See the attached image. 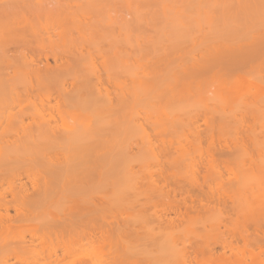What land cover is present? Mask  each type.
Instances as JSON below:
<instances>
[{
  "label": "rangeland",
  "instance_id": "374dc122",
  "mask_svg": "<svg viewBox=\"0 0 264 264\" xmlns=\"http://www.w3.org/2000/svg\"><path fill=\"white\" fill-rule=\"evenodd\" d=\"M21 1L22 0H18L17 4H19ZM25 1H27L28 3V1L30 0ZM31 1L29 2L30 4L28 3L30 6L31 4H33L39 7L42 6L45 1V4L42 7H49L50 5H53V7H57V10L68 9L67 11L69 13V16H67L66 18H69L68 20L65 19V21L57 19L56 17H50L51 19L38 18L36 20V18L32 16V21L30 12H25L23 15L18 14L17 16L12 18L0 17V22H4L3 25L0 23L2 25V27L0 26V46L8 48L10 46V41L14 37L13 32L16 29L22 31L21 29H23L22 27L24 25L31 29L33 28V30H38L37 32H44L48 31L49 29V33H51V31L53 32V34H50L52 36V42L48 43L44 41L40 43L39 46L44 49L80 47L82 53L83 51L86 52L85 50H87L91 61L88 63L87 61H81L80 63L84 66L81 65L82 67L77 66L76 68L73 67L76 70L78 69L76 71L78 75L80 74L81 76H85L88 73V84H93L92 80L96 78L94 76H98L99 81L97 83V87L98 90H100V93L103 92V88H106L108 92L107 95H109L108 97H110V99L114 100L115 95L119 93L122 97L129 100V103L126 102L128 107L125 106L127 109H123L124 111L120 112L117 115L114 113L116 116H113V113L111 112L94 109L92 107L93 92H90L91 90H89L90 88L88 86V111L81 112L75 107H72L71 104H67L65 102L61 103L60 110L64 112V118L63 120H58L56 122L57 126L62 129H67L73 126L79 128L81 126L84 127V123H88V126L90 125L91 127H95L93 135L101 146L109 145L111 143L114 144L116 141H120L123 144H126L134 140H136L140 145L139 148L132 147L133 153L137 156V165H135L136 167L134 166L133 168L134 176H137L138 178V180L137 178L135 180L136 183L134 182L136 185H133V183H130V181H128L127 175H125L127 174V170L124 169L125 167L122 168L123 164L122 166L121 164L118 165V167L116 166L117 169L116 167L115 169H113L112 167V172L114 170L113 173L117 174L116 176H114V174L111 173V169L108 168L110 171L107 172L106 170L107 174L104 173V177L102 178L101 176L102 179L100 178L101 180H99V178H93L89 181L90 183H88V185L91 188L88 187L87 192L88 205L85 202V197L80 196L82 193H80V195L74 194V196V191H72V196H68V193L70 192L67 191V187L73 185L70 184L71 182L69 183V185H67V183L66 185L63 184L67 189L65 188L61 191V193L58 194L56 198L57 201L54 202L56 204L58 202V204H55L56 206H54L53 204L54 208H52V206L50 207L49 203L45 206L46 208L49 205L48 208H44L47 211L43 210V208L41 207L40 209H42L44 212H39L42 215H44L43 213L55 215L61 220H63L64 217L66 219L70 218L72 219L73 224H75L70 227L72 229L68 228V230L70 229L69 232L66 228H64L59 230V232L55 235L42 238L40 243L37 244L38 246H36V252L40 254H46L52 251L60 253L64 249L71 247L75 248L74 253H72L65 259L60 260L58 264H264V260H262L264 259V237H262V234L264 233V166L261 165V163L264 164V151L262 150V148H264V142H262V140L264 141V27H259L261 21H259L260 24L258 23V25L256 26H254V22H252V20L254 19L257 21V17L260 18L258 20H262L264 18V13H262L264 12L262 11L264 10L262 8L264 6H261L264 3L263 0H258L261 3V5L259 4L261 7L257 5V2L248 0V3L252 2L251 5L249 4L250 6L248 5V7H251L249 8L250 14L248 9L244 6L247 5V2L243 4L245 0H232L236 3L239 2V4L241 5L243 4L245 8L243 6L242 8H237L241 10H243L244 8L243 12L246 13L245 11H247V14L243 15V13L241 12L242 16L240 14L239 16H235L237 8H233V10H236H234L235 12L233 16L236 17L237 21L235 20V23H238L236 24L237 27L234 28L232 26L234 28L233 30V28L228 25L229 23L225 24V26L223 27L220 26L219 28L221 30L219 28L216 30V34H219V36H215L214 33L210 35H214L213 38H211L209 35V38L205 36V23H202L204 26L200 25L201 23L198 25V27L203 26L199 28V32L201 31L202 34L197 33L198 30L196 24V26H191L195 22L194 19H196V12L202 11H193L192 13L189 12V8H187V11L189 10L188 12L186 11V9H184L186 8V5L187 7L188 5H191V3H188V1L193 2V0L186 1V4H183L185 3V0L184 2L182 0H177L178 2H180L177 3V5H174V0H171L172 4L171 1L169 2V0H161L162 5H159V7L162 6V12H166L168 7L173 6L174 10L177 11L178 9L179 11L178 7L182 8V6H179L180 4H182L183 11L180 10L182 12H179V14L183 15L182 13L185 11L184 18H187L189 15H191L193 18L192 20H189L191 17H188V19L183 18L184 20H186V22L188 20L189 22L193 21V23H191V25L188 24V27L186 26L184 29H182L184 31L180 30L179 32V30L175 31L176 29H173L174 34L172 33L171 29L173 27L175 28V26L172 25L171 28L169 26V22L168 24L164 25L167 31H164L166 30L165 27L162 26L161 28L163 22L165 23L164 18L166 17L167 13L170 14L171 12L162 13L166 14L164 17V15L162 16L161 12L159 11V7L153 5L152 8V5L149 4L151 3L150 1H148L149 3H147V5H144V2H146L147 0H143L144 2L139 1L143 3V6L148 7H144V9H142V12L145 13L148 10L150 11V9L152 8V12H154L151 13L148 11L146 12L147 14L145 13L146 16L150 18L151 14L156 15L157 13L159 15L160 12V15L162 16L160 17L164 21L159 22L155 26L153 25V28L151 26L149 27L148 25H146L148 27L142 26L137 28L128 23V25H125L124 28L120 26V28L122 29H118V25H120L119 17L123 14L125 16L126 13L129 12L127 5H123L124 3H129V0L128 2H126L127 0H122V2L121 0H58V3L56 2V0ZM130 1L132 2V0ZM156 1L154 2L153 0V3L161 4V2L157 1V3ZM197 1L200 2L199 0ZM213 1L214 0L209 1L211 3L210 5H207V7H211ZM9 2H11V5L13 2L16 3L15 0H0V7H2V4L6 5ZM133 2L130 5L134 4ZM194 3L197 4L195 0ZM231 3L233 4V2ZM253 3H255V8L253 7ZM166 4H168V6ZM138 5L142 6V4L140 3ZM236 5L238 6V4ZM32 6L30 8H32ZM62 6L65 7L63 8ZM165 6H167L166 9ZM194 6L189 7L191 10H194L195 8H197ZM134 7L138 6H136L135 4ZM207 7L205 8L210 10ZM258 7L261 13H259V10L257 11ZM205 8H203L204 10L203 12H201L203 15H201L200 13L199 15H197L202 19L204 18V11H206ZM254 9L256 11H254ZM139 10L140 9H138V11ZM233 10L231 11L233 12ZM67 11H65L66 14ZM74 11H76L75 15L78 16V22H80V25L78 22H76L77 19L75 18H77V16L75 17L73 15ZM169 14L167 16H169ZM248 14L250 16L251 14H254V16L249 17L247 16ZM130 15L132 14L130 13ZM70 16H73V18H71ZM128 16L126 15L125 18H127ZM141 16L145 18L143 14ZM260 16H262L263 18ZM152 18L154 19L153 16ZM240 18L246 19H243V22H241L239 20ZM1 19H3L4 21H2ZM248 19L250 20L248 21ZM184 20H182V22ZM244 20H247L248 24L253 26L246 24L247 22H244ZM27 21L29 22L28 25ZM242 24L244 25V27ZM167 26H169L168 28L171 29H168ZM225 27H227V30L229 32ZM101 28L105 30H102ZM160 28L162 30H160ZM194 28H196V30ZM229 28H231L234 33L229 30ZM28 29L23 30L27 32ZM170 30L172 34H168V32L170 33ZM224 31L228 34L223 36V34H225ZM100 33L103 35V37L100 35ZM220 33L222 34L221 37ZM104 34L106 38L104 37ZM107 34L108 38L106 36ZM167 35L170 36L168 37ZM117 37L119 38L118 40H120V43L117 40ZM220 39L223 43L219 41ZM154 41L157 43L155 44ZM114 42L120 44V48L122 50V52L120 51L121 56L117 55V52L119 51L117 50L116 52L115 48H117L118 45L116 46ZM36 45L37 43L34 42L31 43L27 48L30 50L33 49ZM106 46L109 48V50L104 52V50L107 49ZM214 48L219 51H223L224 49H233L231 51L235 53L237 51V53L235 55H233L232 53L225 59H213V61L212 59H210V56H207V54L209 55V53L212 52V49L213 52H215ZM138 52L142 53V55H139ZM10 54H12L11 51L8 52V55ZM117 56L120 57L117 58ZM50 62L51 64H54L53 61ZM60 63L66 65L65 62ZM70 63H73V61ZM77 63L76 64L79 65V62ZM64 65L63 68H67L69 71L71 70V67H66ZM10 74H13V72H10ZM96 80L94 82H96ZM99 82H102V85H99ZM83 83H77L79 87L77 89L80 90ZM77 85L74 87H77ZM24 88H32L36 91L39 90L37 92L42 97L44 93L53 91V86L47 82L36 83L31 69H22L17 72L16 78L12 82V85L8 87L9 90H7L5 93L4 91H0V114L5 111L9 112L12 117L17 118L24 116L34 106L38 107V104L32 97L26 98L24 96H19V98H16L14 96V91H22ZM84 89L85 87H83L82 90ZM135 89L136 92L138 91V95L135 99L132 100L129 96L135 91ZM201 92L205 94L203 95L202 93L201 95ZM200 96L202 100H200ZM203 96H206V98H208V101L205 100V98L203 99ZM215 103H217L216 105L218 108L213 106L215 105ZM250 103H252L253 105H251ZM257 103L260 104H258L259 107H255ZM203 105L206 108H204ZM249 105L254 107H251L252 111L258 108L259 110H257L255 114H259L260 116L258 115L257 118L255 114L251 113V111L249 112V114H253L256 117H250L252 118V120L254 118L256 120L253 122V124L251 123L252 120L248 117L249 114L246 113L248 114V116H246L247 121L246 123L243 122L244 124H242L241 129L243 131H246L248 129L247 131H249V134H246L244 132L247 135L246 136L242 132L243 134L241 133L242 136H240L241 139H238L242 141L240 142L236 140L238 142L237 144L235 141L230 139L231 135L234 132L233 127H235L234 125L236 123L234 124L233 119L231 120L228 116H226V113L227 115H231V112L233 114H238V112H240L242 108L250 107ZM221 108L225 113L224 117H226V122H224L223 120H217L219 118L218 116H216L218 114L217 111L219 109L220 112ZM260 110H263L262 114H260ZM202 111H204L205 114ZM209 113L212 116L209 115ZM131 114L135 118L132 119L133 121L131 120L132 124L131 122H129ZM213 115H215V117ZM114 117H117L119 121V123H117L116 125L111 121L114 119ZM246 118L244 120H246ZM249 119L250 122H248ZM45 120V114H43L41 118L35 119L24 117L23 126L33 128L35 124L44 122ZM105 121L110 123L112 122V124L107 126L101 124V122ZM79 124L80 126L78 127ZM81 124H83L84 126ZM113 125H115L114 128ZM243 125H246L247 127ZM12 128L13 126H11V124H6V122H4L0 126V132L3 131V134H5L6 136H10L12 135ZM249 135L251 137H249ZM252 135L256 136L257 140ZM245 136L248 138L246 139ZM259 137L262 140H259ZM8 139H11V137ZM146 139H149L151 142V145L149 147L145 144ZM258 140L262 143L259 142V144ZM142 141L144 144L142 143ZM252 142H254L253 144H256L257 147L255 145H251ZM168 143L170 144V146H174V148L170 147L171 150L165 152H160L157 149V147H159L161 144L164 145L162 147L166 148V146L169 145ZM246 143L248 147L246 145H243ZM236 144L239 146L237 147ZM258 147L259 149L261 148L262 153L257 149ZM151 154H154L158 160L155 162H150L149 164L147 163L148 165L144 166V163H141L140 160L144 158V156L146 158ZM162 154H164V156ZM259 158L261 160H259ZM182 159L185 160L183 161ZM199 162L200 165L198 164ZM188 163L190 164L188 165ZM185 164L187 166H185ZM237 165L240 166L237 167ZM236 167L238 169H236ZM236 171L237 173H235ZM110 173L114 176V178L113 176L111 177ZM105 174L107 176H105ZM238 174L240 177L238 176ZM162 175H165V179L162 177ZM235 180H241L240 182L243 183L241 184L242 191H240L244 193L242 194L244 198H242L241 194L236 195L234 193V195L241 197L243 200L234 195H231L232 190L234 191V186L239 182L236 181L235 183ZM114 181L118 183L117 186H115L116 183L114 184ZM34 182L36 183V181H33L31 182V185H36ZM61 182L59 183V186L62 185ZM3 184L4 186L0 187V199L3 197L10 199L12 197L10 192H4V188H8L6 187L7 184L4 182ZM37 184L40 185L38 181ZM74 184H76L74 187H77L78 183ZM111 184H114L115 187L113 188V185L111 186ZM130 184L137 187L135 191L133 190L134 192H132V194L130 189H127L131 187ZM244 184L245 187L242 189V185ZM28 185H30V183H28ZM28 185H26L27 189H29ZM179 185L187 189V192L189 194L198 193V189H207L208 191H210L209 195L210 193H212L213 197L210 196V200L208 201L206 199L202 200L205 201L204 203L206 207H198L200 211L197 208L191 209L189 210L190 212L187 211L188 213H186L182 208H184V204H188L190 201L188 198H182L184 196V191L174 192L170 190ZM160 186L162 187L159 188V190L163 189L164 195L162 193H159L162 192L161 190L157 192V189H154ZM78 187H80V185H78ZM135 187L133 188L135 189ZM223 192L228 198L226 197L225 199V197H221L222 199L219 198V202H217L216 199L218 198L215 199V197L219 194L221 196ZM130 194L133 197H130ZM59 196L61 197L62 201H60V198L58 199ZM84 196H86V194ZM233 197L235 198L234 200L232 199ZM129 199H131V202L133 200L132 205L136 200L135 203L137 202L139 206L141 205L140 208H142L143 206L145 209V213L143 212V209H140L138 207L140 209L139 213L137 208L138 205H135V203L134 206L137 209L134 206L131 207V203L129 202L130 204H128ZM244 199H246V201L248 199L249 202H252V204H248L249 206L246 207L247 204L245 203L246 205H243L241 202V200L244 201ZM64 200L67 202H65ZM215 200L217 203L215 202ZM222 200L224 202L223 204ZM235 200L237 201V204H242L244 208L240 207V209H238V205L235 206V204V208L239 210L235 211L236 209L234 210L233 207V203L236 202ZM238 200H240V203L238 202ZM172 204L174 205V207L180 204L179 206L184 217L179 213L177 215L178 217L175 218L176 213L170 211V208L172 209V207H170ZM212 205H214V207ZM55 208L56 210H54ZM236 212H239L240 215L237 216L238 213ZM185 214H187V216ZM149 216H152V218ZM155 217H161L162 219L159 218L161 220L160 221ZM73 218L75 221L73 220ZM236 218L237 220L239 219V222H241L239 225L241 226L242 224V226L239 227L246 229L244 235L249 234L247 235V239L249 238L250 242L247 239L244 242H242L241 239L236 241V239H238L237 233L234 232V229L238 228L237 225L235 226V224L237 223V221H235ZM163 219H167L166 222ZM122 220H125L124 224L127 228L130 223H132V226L130 225L129 227V230H131L130 233L127 228L123 227V229L128 232V235L130 234L129 236L126 235L127 232L125 233V231L122 230L128 238L124 235L123 232H121V230V233H118L119 231L116 229L118 226V222L119 228L122 229ZM256 220L257 222H259L258 220H261L260 222H263V224H259L261 226L259 227V229H256L254 227L255 225L251 226L252 224L257 223ZM128 221L130 223H128ZM167 221L170 225H167L168 227L164 224H167ZM248 221L251 222L247 223V225L246 222ZM115 222L117 223V225L115 224ZM223 222L225 223V226H222ZM113 223L114 225H116L115 228L113 227ZM126 223H128V226L126 225ZM37 224L38 223L33 222L26 223V226L29 225L31 227L29 228V226H27V228H24L25 226H23L22 232L25 235H28V231H30V229L33 227H37ZM133 226H135L134 229ZM131 228L134 230V232ZM165 228H168V232ZM240 228L237 230H241ZM1 232L2 231L0 229V233ZM110 232L113 233L114 237ZM138 232L139 234L144 232L143 236H140L143 238H140L139 235L136 234ZM151 232L153 233L152 235ZM133 234L136 235V238H134L135 235L132 236ZM255 234H257L258 236L261 235L262 238L257 237ZM220 235H222L223 237L227 236V239H229L231 235L233 237L236 235L233 242L237 244H235L237 249L235 247L232 248L233 253L228 256V259H221L216 255L221 249L219 246H214L215 252L213 253L209 251V246L207 247V245H210V247H212L214 245L213 243L218 241ZM254 235L255 237L253 240ZM131 236L133 237L134 242ZM124 237H126L127 239L131 238V240L128 241ZM148 237H153L152 242H148ZM113 238L114 240H111ZM120 239L122 240V244L120 242ZM145 239L147 242L144 241ZM125 240L128 241V243L131 242V245L130 243L127 245V242ZM118 242L119 244L117 245ZM140 242H142L143 244ZM144 242L151 244V246L147 244L148 246H150V248ZM166 242H169V245ZM171 242L172 244H170ZM245 242H248V244H243ZM255 243L257 245H255ZM138 244L142 246L139 245V247ZM204 245H206V247L202 248ZM2 247L4 250H2ZM206 248H208L207 253L205 252ZM8 249L9 246L6 247L4 245H1L0 255L6 252ZM134 249L136 250V252ZM131 250L134 252H130ZM181 252H187V257H181ZM227 254L229 255V251H226V255ZM27 257V254L18 253L16 257L12 259V261H15L16 263H23L29 260ZM226 260L229 262H227Z\"/></svg>",
  "mask_w": 264,
  "mask_h": 264
},
{
  "label": "bare ground",
  "instance_id": "6f19581e",
  "mask_svg": "<svg viewBox=\"0 0 264 264\" xmlns=\"http://www.w3.org/2000/svg\"><path fill=\"white\" fill-rule=\"evenodd\" d=\"M17 1L15 0L16 3L13 2L12 5L10 4L11 2L7 3L6 5L5 4H2V7H0V17L12 18V17L17 16L18 14L23 15L25 12H30L31 19L33 17H35L36 20L38 18L41 19V18H50V17H54L55 18L56 17L57 19H61V20H64L65 21V19L68 20V18H69V17L66 18L67 16H69L68 15L69 13L67 11L68 9L67 10H63V9L60 10L58 8L60 10L59 11V10H57V7H53V5H50L49 6L50 8H53V9H50L48 6L42 7L45 4V1H44V4H42V6H39V7L36 6V5L31 4V6L33 5L32 8H30L31 6L29 5L30 4L29 2L31 0L28 1L29 4L25 0H22L19 4H17ZM133 1L134 0H132V2ZM139 1H143V0H135L133 2L134 4H132V5H130L132 3L130 0H129V3H127V4L124 3L123 4V5H127V8H128V11L129 12H127L126 15L127 16L129 15V16L127 18H125L126 15L125 16H124V14L123 15L120 14L121 16L119 15L120 16L119 17L120 18L119 19V24L120 25H118L119 26L118 29H122V28H120V26L124 28L125 25L126 26L128 25V23L129 24H132L133 26H135L137 28L138 27H142V26L143 27H148V26L149 27L150 26L152 27L153 25L155 26L159 22H163L165 20V23L163 22V25H161V28H162V26L165 27L164 25L168 24V22H169V24H170L169 26L171 28H172V25L175 26V28L173 27L172 29L171 28H168L169 26H167V28L168 29H171L172 30V33H173V29H176L175 31L179 30V32H180V30L184 29L188 24L191 25V23H193V21L192 22H189L187 20V22H186V20H184L186 18V17L184 18V12L185 11L182 13L183 15L179 14V12L181 13L183 11V5L182 4L179 5V6H182V8H180V7L177 6L179 8V11H178V9H177V11L174 10V6L173 5H172L173 7H168L167 8L168 4H166L167 5V6H165V9L167 8L166 12H171L172 13V14L170 13L171 15L169 13H167V15L169 14V16H167L166 14H162V13H166L165 11L162 12L163 11L161 9L162 6L159 7V5H162L161 0L160 1L157 0L158 2H161V4H159L156 0H154V2L156 1L158 4H156V3L154 4L153 3V0H147V1L144 0V1H146V2L143 1L145 3L144 5H147V3H149L148 1H150L151 3H153V4L149 3L150 5H152V8H153V5L156 6V7H159V11L161 12L162 16L164 15V17H165V15H166V17H165L166 19L163 17L164 20H162V18H161L162 16L160 15V12H159V15L155 12L157 16L155 14H153V15L151 14V17L150 18L147 17L146 16V14H147L146 12H148L149 10L145 12L146 14L143 13L142 12L143 11L142 9H144L145 6H143V3L142 2H139ZM170 1L171 0H169V2ZM172 1H171V4H172ZM176 1L177 0H174V2H173L174 5L175 4L177 5V3H180L178 1L177 2ZM182 1L184 2V0H182ZM186 1H188V0H185V3H183V4H186ZM199 1L200 2H198L197 0H195V2H197V4L194 3V0H193V2L192 1H188V3H191V5H188V7L186 5V8H184V9H186V11H187V8H189L190 11L189 10L188 11L189 12H192V13H193V11L202 10V11H199V12H196V13H197V15H199V13L201 15H203L201 13L204 10L203 8L207 7V5H210L211 2H209V1H211V0H199ZM203 1L206 2V3H204ZM234 1H232V0H229V1L228 0H214L213 3L211 4V7H209V6L207 7L210 10H208V9L205 8L206 11H204V18L202 19V18H200V16H197L196 15L195 16L196 19H194L196 23L194 22L193 25H191V26H194L196 24L197 25V30H198L197 33L198 34H202L201 31L199 32V30H200L199 28L203 27L204 26L203 24L205 23V26H206L205 27L206 28L205 29V33H206L205 36H207V37H208V35L210 36V35H212L214 33H215V36H219V34H216V30L220 26L223 27V26H225V24H228V23H229L228 25L231 28H233V27L236 28L237 27L236 24H238V23H235L237 21L235 16H237V15L239 16V14L242 16L241 12L243 13V15L247 14V11H245L246 13L243 12L245 7L248 9L249 14H250V9L249 8H251V7H248V5L249 4L251 5L252 2L251 3L250 2L248 3V0L247 1L245 0L243 2V4H245V2H247L246 3L247 5H244L245 6L244 7L243 4L241 5V4H239L238 1H237L238 3L234 2ZM240 1H242V0H240ZM250 1H252V0H250ZM56 2L58 3V0H56ZM121 2H122V0H121ZM126 2H128V0ZM231 2H233V4ZM253 2H257L258 3L257 4L258 6L261 5V3L258 0H253ZM263 2H264V0H263ZM139 3L142 4V6L138 5ZM228 3L229 4L231 3V4L229 5ZM61 4H62V2H61ZM128 4H129V6H128ZM135 4H136V6H138L140 8L134 7ZM203 4H206V5H203ZM236 4H238V6ZM194 5H197V6H194ZM189 6H194V7H197L198 9L195 8L196 10L195 9L194 10L193 9L191 10ZM242 6L244 7L243 10L239 9V8H242ZM254 6H255V3H253V7ZM261 6H264V3ZM237 7H239V8H237ZM145 8H148V7H145ZM152 8L151 9L149 8L150 9L149 12H151V13L154 12V11L152 12ZM170 8L171 9L173 8V9L171 10ZM233 8H237L236 9L237 11L234 9L236 11L235 16H233L234 15V12H235L233 10ZM262 8L264 9V7H262ZM138 9H140V10L138 11ZM180 10H182V11H180ZM231 10H233V12ZM258 10H259V7L257 8V11ZM65 11H67V14L65 13ZM254 11H256V10L254 9ZM262 11H264V10H262ZM75 12L76 11H74V14L73 15L76 17L77 15H75L76 14ZM132 12L133 13L135 12V13L133 14ZM130 13L132 15H130ZM139 13H142L147 20L144 17L141 16L142 14H139ZM259 13H261V11ZM262 13H264V12H262ZM186 14H188V13H186ZM249 14L247 16H249V17L252 16L253 17L254 14H255V12H254V14H251V16ZM122 16H124V17H122ZM152 16L154 17V19L152 18ZM263 16H264V14H263ZM70 17L73 18V16H70ZM188 17L189 18L191 17L189 20H192L193 19L191 15H189ZM188 17L186 19H188ZM260 17H262V16H260ZM160 18H161L162 21L160 20ZM254 18H256V17H254ZM75 19H77L76 22H78V16ZM243 19H246V18H240L239 20L241 22H243L242 21ZM256 19H257V21L255 19H254L255 21L252 20V22H254L253 23L254 26L258 25V23L260 24L259 21H261V24H260L259 27H261V26L264 27V23H263L264 22V18L262 20H258L260 18L257 17ZM1 20L4 21L3 19H1ZM120 20H122L123 22L120 21ZM182 20H184V21L182 22ZM249 20L250 19H248V21ZM32 21H33V19H32ZM248 21L247 20L246 21L244 20V22H247L246 24H248ZM120 22H122V23H120ZM3 23L4 22H2L1 24L3 25ZM78 23L80 25V22H78ZM1 24H0V26L2 27ZM28 24H29V22L27 21V25ZM122 24H123V26H122ZM199 24L200 25H203V26H199L198 27ZM146 25H148V26H146ZM248 25H250V24H248ZM25 26L26 25H24L22 27L24 30H26V29L29 28L27 26H26L27 27L26 28ZM238 26H240V25H238ZM250 26H253V25H250ZM178 27H180V28H178ZM243 27H244V25H243ZM161 28H160V30H162ZM225 28L227 30V27H225ZM231 28H229V30H231ZM234 28H233V30H234ZM247 28H248V26H247ZM23 29H21L22 31L16 29L13 32V36L14 37L10 41V44H9L10 46L8 48L7 47H4V46L3 47L0 46V91H2V92L4 91V93H5L7 90H9L8 87H10L12 85V82L16 78L17 72H19L22 69H31L32 70V73H33V76L35 78L36 83H46L47 82V83H49V84H51L53 86V91L50 90L51 92L44 93L43 94V97L40 96V94L37 92L39 90L36 91V90H34L32 88H29V89L24 88L22 91H14V96L16 98H19V96L20 97L21 96H24L26 98L27 97H32L34 99V101L38 104V107L34 106L24 116L17 117V118L12 117V115L9 112H5V111L0 114V126L4 122H6V124H11V126H13L12 131H11L12 132L11 133L12 135H10V136L9 135L6 136L5 134H3L4 133L3 131L0 132V151H1V153H0V187L4 186L3 182L6 183L7 185L6 184L5 185L8 188H4V192L5 193L10 192V194L12 195V197L10 199L5 198V197H3V198L0 199V229L2 231L0 233V246L1 245H4L6 247L9 246V249L6 252L3 251L4 253H2L0 255V264H58V262L60 260L65 259L66 257L70 256L72 253H74L75 248H72V247L71 248H67V249L62 250L60 253H57L56 251H52V252H48L46 254H40V253L36 252V246H38L37 244L40 243V241L42 240V238H46L48 236L55 235V234H57L59 232V230L64 229V228H66L68 230V228H70L75 223L73 224V221L70 218L66 219L65 217L64 218L62 217L63 220H61V219L57 218V216H55V215H51L49 213L48 214L47 213H43L44 215H42V214H40V212H44L43 210H45L46 208H48L49 205H50V207L52 206V208H54L53 207V204H54V206H56L58 204V202H57V204L54 203V202L57 201L56 198H57L58 194L61 193V191L66 188V187H64L66 185V183H67V185H69L70 182H71L70 184H73V185H71L70 187H67L68 189L66 188L67 191L70 192V193L67 192L69 194L68 196L69 197L72 196V193H73L72 191H74L73 195L74 194L75 195H80V193H82L80 196L85 197V202L88 205V193L87 192H88V187H90L88 185V183H90L89 181L92 180L93 178H95V179H98L99 178V180H101L104 177V173H106V170H107V172L110 171L109 169H111V173L114 174L113 173L114 170L112 172V167H113V169H115V167L116 166L118 167V165H120V164H121V166L123 164V167L122 168L125 167L124 169L127 170V174H125V175H127L128 181H130V183H133V185H134L136 183L135 180H136L137 176L136 177L134 176V172H133L134 170H133V168H134L135 165H137L136 164L137 156H136V154L133 153L132 147L139 148L140 145H139V143L136 140H134V141H132L130 143H126V144H123L120 141H116L114 144L111 143L109 145L101 146L100 143L97 142V140L95 139V137L93 135L94 128L95 127H91L90 125L88 126V123L87 124L84 123L85 126L83 124H81L84 127H82V126L79 127L80 126V124H79L78 125L79 128H76L75 126H73V127L67 128V129L66 128L65 129H62L59 126H57L56 122L58 120H63V118H64V112L62 110H60V104L61 103H64L65 102L67 104H71L72 107H75L76 109L80 110L81 112L82 111L83 112L84 111H88V86L90 88L89 90H91L90 92H93V94L91 93L92 94V97H93L92 107L94 109H98V110H102V111L104 110V111L111 112V113H113V116L115 114L117 115L120 112L124 111L125 108H126L125 106H127V103H129V100H127L126 98L122 97L119 93L116 94L115 95V99L112 100V99H110V97H108L109 95H107L108 92H107L106 88H103V87H102L103 88V90H102L103 92L100 93V90H98V87H97L98 86L97 83L99 81V77L98 76H94V77H96V78H94V80H92V76H91V80L93 81V84H88V73L85 76H83V75L81 76L80 74L78 75V73L76 72L78 69L76 70L75 68L77 66H81L82 65L80 62L81 61H85V62L87 61V63H88V62L91 61L90 60V57L88 55L87 50H85L87 53L84 52V51L82 53V50L80 49V47H66L68 49H66V48H63V49H60V48L59 49L58 48L57 49H54V48L44 49L41 46H39V44L42 43V42H44V41L45 42H48V43L52 42L51 41V37L52 36L50 34L51 33L53 34V32L51 30H50L51 33H49V29H48V31H44L45 32L44 33L42 31L37 32L38 30L37 31L36 30H33V28L32 29L29 28L30 30L28 29L27 32L24 31ZM101 29L102 30H105L103 28H101ZM165 29H166V27H165ZM194 29L196 30V28H194ZM242 29H244V28H242ZM245 29H246V27H245ZM171 30H170V33L168 32V34H172L171 33ZM233 30H231V31L233 32ZM164 31H167V29L164 30ZM182 31H184V30H182ZM103 32H101V33H103ZM220 32H222V31H220ZM101 33H100V35L103 37V35ZM105 33H107V32H105ZM203 33H204V30H203ZM226 34H228V33L225 32V34H223V36L226 35ZM106 36L108 38V34ZM167 36L169 37L170 35H167ZM221 36H222V34L220 33V37ZM227 36H229V35H227ZM104 37H105V34H104ZM210 37L213 38L214 35L213 36H210ZM215 38H217V37H215ZM118 39L119 38L117 37V40ZM201 39H202V37H201ZM117 40H115V41H117ZM118 41L120 43V40H118ZM155 41H157V40H155ZM219 41L222 42L221 39ZM224 41H225V39H224ZM34 42H36L37 45L33 49H30L29 50L27 47H29L30 44L31 43H34ZM114 43L116 44V46L118 45L117 48H115L116 49V52H117V50L119 51V52H117V55H120L121 56L120 51L122 52V50L120 48V44H118L117 42H114ZM156 43L157 42H155V44ZM224 43H226V42H224ZM260 43H261V41H260ZM10 47H12V48H10ZM106 48L107 49L104 50V52L109 50V48L107 46H106ZM10 49H12V50H10ZM215 49L216 48H214V51L215 52H213V49H212V52H210L209 55L207 54V56H210V59H212V60L213 59H217V60L225 59L228 56H230L232 53H233V55H235L237 53V51H236V53L233 52V51H231L233 49H230V50L229 49H226V50L224 49L223 51H221V50L219 51L217 49H216L217 50L216 51ZM218 49H220V48H218ZM10 51H11L12 54L8 55V52H10ZM239 51H241V50H239ZM138 54L139 55H142V53H140V52H138ZM120 56H117V58L120 57ZM88 57H89V59H88ZM50 61H53L54 64H51ZM72 61H73V63H70ZM60 62H65L66 65H64V64H62ZM74 62H76V63L79 62V65H77L78 63L76 64ZM119 62H118V64H119ZM73 64H75V65H73ZM63 65L66 66V67L67 66L71 67V70L69 71L67 68L66 69L63 68ZM82 66H84V65H82ZM73 67H75V68H73ZM78 68H80V67H78ZM10 72H13V74H10ZM116 79H118V78H116ZM119 79H120V77H119ZM95 80H96V82H94ZM79 82H82V83L84 82L83 85L85 84L84 86L83 85L81 86V84H80V86L82 87L80 90L77 89V88H79L78 85H77V83H79ZM101 83L99 82V85H102ZM76 85H77V87H74ZM83 87H85L84 90H82ZM139 91H140V89H139ZM137 93H138V91L136 92V89H135V91L129 97L133 100V99H135L137 97V95H138ZM202 93L203 92H201V95H202ZM204 94L205 93H203V95ZM117 95H120V96H117ZM200 98H201V96H200ZM204 98H205V100L208 101V98H206V96H203V99ZM200 100H202V98ZM212 104H211V106H212ZM216 104L217 103H215V105H213V106H215L216 108H218ZM240 104H242V103H240ZM247 104H248V102H247ZM250 104L253 105L252 103H250ZM258 104L259 103H257V105L254 104L255 107H257ZM251 105H249L250 106V107H248L249 109L247 107L242 108L241 110L243 112L240 110V112H238V114H236V113L233 114L232 112L231 113L229 112L231 115H227V113H226V116H228L231 120L233 119L234 124L236 123L234 125L235 127H233L234 128V132L232 134L233 136L231 135L230 139H232L233 141H235L237 144H238L237 141H240L238 139H241L240 136H242L241 135L242 132L243 133L245 132L246 134H249V131H247L248 129L246 131H243L241 129L242 124L246 123V121H247L246 116H248V114H249L250 111H251V113L255 114V112L257 110H259L258 108H256V109H254L255 111L254 110L252 111V108H254V107H252ZM263 105H264V102H263ZM208 106H209V104H208ZM238 107H240V106H238ZM238 107H237V109H238ZM242 107H244V106H242ZM204 108H206V107L204 106ZM213 111H214V109H213ZM221 111H222L223 114L221 113ZM221 111L219 112V109L217 111L218 114L216 116L219 117L217 120H219V121H222L223 120L224 122H226V117H224L225 113L222 110V108H221ZM260 111H261L260 114H262L263 110H260ZM202 112L204 113V111H202ZM208 112H210V111H208ZM239 113H240L241 116L239 115ZM246 113H248V114H246ZM43 114L46 115V120L44 122L35 124V126L33 128H28L27 126H23L24 117L25 118H30V119H35V118H41ZM212 114H214V113H212ZM253 114H249L248 117L250 118V117L254 116ZM209 115H211V114L209 113ZM258 115H256L257 118H258ZM213 116L215 117V115H213ZM133 118H134V116L131 114L130 115V120H129V122H131V124H132V121H133L132 119ZM245 118H246V120H244ZM255 118L253 120H252V118H250L252 120L251 123H253L254 121H256ZM250 119H249L248 122H250ZM259 119H257V120H259ZM113 120H115V121H113ZM113 120H111V121L113 123H115V125L117 123H119L117 117H114ZM219 121H217V122H219ZM112 122L110 123V122H106L105 121V122H101V124L107 126V125L112 124ZM115 125H113V128L115 127ZM243 126H246V125H243ZM238 130H239V133L240 134L238 133ZM250 130H251V128H250ZM245 133H244V135H246ZM254 135H256V134H254ZM254 135H252V136H254ZM10 137H11V139H8ZM249 137H251V136L249 135ZM254 137L256 138V136H254ZM247 138L248 137H246V139ZM258 139L259 140H262V139H260V137ZM263 139H264V135H263ZM256 140H257V138H256ZM259 140H258V143L260 142ZM245 141H247V140H245ZM252 141H253V139H252ZM262 142H264V141L262 140ZM262 142H260V143H262ZM142 143H143V141H142ZM176 143H177V141H176ZM242 143H245V142H242ZM253 143L254 142H252L251 145H255L256 146V144H253ZM145 144L149 147L151 145L150 140L149 139H146L145 140ZM178 144H179V142H178ZM263 144H261V145H263ZM164 145L161 144L159 147H157V149L160 152H165V151L171 150L170 147L171 148H174V146L172 147V145L170 146V144L168 146H166V148L165 147H162ZM243 145H246L247 146V143L246 144H243ZM238 146L239 145H237V147ZM240 146H242V145H240ZM256 147H254V148H256ZM259 147L257 149L261 152V148L259 149ZM262 150L264 151V148H262ZM162 155L164 156V154H162ZM262 156H259V157H262ZM147 157H149V158H147ZM147 157H146L147 158L146 159L145 156H144L145 160H144V158H142L143 160L142 159L140 160L141 163H144V166L148 165L150 162H155V161L158 160L154 154H151L150 156H147ZM259 160H261V159L259 158ZM201 161H202V159H201ZM200 162L198 163L199 165H200ZM189 164L190 163H188V165ZM261 165L264 166V164H262V163H261ZM185 166H187V165L185 164ZM195 166H197V165H195ZM239 166L237 165V167H239ZM117 167H116V169H117ZM237 167H236V169H238ZM233 171H235V170H233ZM237 171L235 173H237ZM106 174H105V176H107ZM112 174H111V177L113 176ZM116 175L117 174H114V176H116ZM101 176H102V178H101ZM114 176H113V178H114ZM164 176L165 175H162L163 178H164ZM166 176H168V175H166ZM238 176H239V174H238ZM137 180H138V178H137ZM33 181H36V183L34 182L36 185H31L32 184L31 182H33ZM37 181H38V183H40V185L37 184ZM236 181L237 180H235L234 182L236 183ZM60 182L62 183V185L63 184H65V185L59 186V183ZM146 182H147V180H146ZM239 182L236 183V185L234 186V191L235 192L231 189L232 190L231 195L233 196L234 193L236 195H240L241 194L242 198H244V196L242 195L244 193L241 192L242 191L241 190V184H243V183H241V182L239 183ZM28 183H30L31 186L28 185ZM74 183H78L77 184V187H74L76 185ZM115 183L116 182L114 181V184ZM114 184H111V186L113 185V188L115 186H117L118 183H116L115 186H114ZM26 185L29 186L28 187L29 189L26 188ZM78 185H80V187H78ZM130 186L131 187L130 188H127V189L128 190L130 189L131 194H132V192H134L137 189V187L132 186V184H130ZM242 186H243L242 187V189H243L245 187V184L242 185ZM133 187H135V189ZM161 187L162 186L156 187L154 189H157L156 190L157 192H159L161 190L162 192H159V193H162L164 195L163 189H160L159 190V188H161ZM70 188H72L74 190H72ZM79 189H81V190H79ZM203 189H205V188H203ZM167 190H166V192H167ZM170 190H172L174 192H183L184 191V196L182 198L183 199L184 198H188L189 201H190L188 204L186 203L187 205L186 204L183 205L184 208H182V209L186 213H188L187 211H189L191 209H197L198 207H202L203 208L205 206V203H204L205 201H202V200L206 199L208 201V200H210V198H209L210 196L213 197L212 196V193H210V195H209V192L210 191H208L207 189L206 190L208 192L206 190L198 189V191H199L198 193L189 194L187 192V189H185L184 187H182V186L179 185V186H176V187H174V188H172ZM78 191H79V193H78ZM243 192H244V190H243ZM65 193H66V191H65ZM65 193H63V194H65ZM85 194H86V196H84ZM131 194H130V197H133ZM217 194H215V195H217ZM236 195H234V196H236ZM221 197L222 198L225 197V199H226L227 196H225L224 192H223V194H221V196H220V194L217 195L215 197V199L218 198V199H216L217 202H219L218 201L219 198L222 199ZM236 197L241 198L239 196H236ZM250 197H251V195H250ZM59 198H60V201H62L60 196L58 197V199ZM232 199L234 200L235 198L233 197ZM129 200H128V204L131 203L130 206L131 207L134 206V203H135L136 200L134 199L135 201H134L133 205H132L133 200H132V202H131V199H129ZM216 200H215V202H216ZM242 200H241V202H242L243 205H246L247 204L246 207H248L250 204H252V202L251 201L249 202L248 199H247V201L249 203L246 201V199H244L245 202L242 201ZM250 200H252V199H250ZM51 202H52V204H51ZM65 202H67V201H65ZM238 202L240 203V200H238ZM223 203L224 202L222 200V204ZM47 204H49V205L45 208V206ZM242 204L239 205V204H237V201L234 202L233 203L234 210L236 209L235 211H239V210H237V208H235V206L238 205V209H240V207H243ZM135 205H138L137 202L135 203ZM172 205L170 206V207H172V209L170 208V211L176 213L175 218L178 217L177 215L179 213H180V215H183V213L181 212L182 210L180 209V206H179L180 204L179 205H176L175 207H174V205L173 206ZM140 206L138 205L137 208L138 207L140 208ZM212 206L214 207V205H212ZM41 207L43 208V210L40 209ZM246 207H245V209H246ZM139 208H138V212H139L140 209H143V212H144L145 209H144L143 206H142V208H140V209ZM54 210H56V208ZM45 211H47V210H45ZM199 211H200V209H199ZM236 213H238L237 216L240 215L239 212H236ZM137 215H139V214H137ZM185 215L187 216V214H185ZM140 216H142V215H140ZM149 217L152 218V216H149ZM183 217H184V215H183ZM145 218H146V216H145ZM147 218H148V216H147ZM159 218L162 219L161 217H159ZM73 220H74V218H73ZM166 220L167 219H165L164 221L166 222ZM218 220H220V219H218ZM235 221H237V223H238L237 224L235 222L236 223L235 226L237 225L238 228L234 229V232L237 233V238H238V239H236V241L239 240V239H241L242 242H244L247 239V237H248L247 235H249V234L244 235V232H246V229L244 228L245 229L244 230L243 228H240L242 226V224H241V226L239 225L241 223V222H239V219L237 220V218H236ZM258 221L260 222L261 220H258ZM29 222L38 223V224H37V227H33V228L30 229V231H28V235H25L22 232V228H23V226H25L24 228H27V226H29V225L26 226V223H29ZM122 222H123L122 229L119 228V222H118V226L116 228L119 231L118 233H121V232L125 231L123 229V227L124 228H127V227H125V224H124L125 220H122ZM126 222H127V220H126ZM249 222H251V221L246 222V224L249 223ZM256 222H257V220H256ZM259 222H257L256 224L255 223L252 224L253 223V221H252V223H251L252 225L251 226H254L255 225L254 227L256 229H259V227H261L260 226L261 223L263 224V222H260V223ZM128 223H130V222L128 221ZM128 223H126V225ZM144 223H146V222H144ZM115 224L117 225L116 222H115ZM164 224L166 226L169 225L168 224V221H167V224L166 223H164ZM113 225H114V223H113ZM116 225H114L113 227L115 228ZM130 225L132 226V223H130ZM130 225L129 226L127 225L128 226L127 230H129ZM223 225L225 226V223L224 222H223L222 226ZM217 226H218V223H217ZM30 227L31 226H29V228ZM243 227H244V225H243ZM134 228H135V226H133V229ZM239 228L241 230L242 229L243 230L242 231L241 230H237ZM70 229H72V228H70ZM70 229L68 230V232L70 231ZM165 229L168 232V230H167L168 228H165ZM111 230H112V228H111ZM120 230H121V232H120ZM126 232L127 231H125V233ZM130 232H131V230H129V233ZM133 232H134V230H133ZM140 232H142V231H140ZM234 232H232V233H234ZM110 233H112V232H110ZM125 233H124V235H125ZM143 233H140L139 234V232H138L136 234L139 235V237H140V236H143ZM147 233H149V232H147ZM152 234L153 233L151 232V235ZM263 234H262V237H264ZM112 235H113V233H112ZM126 235H128V232L126 233ZM134 235L135 234H133L132 236H134ZM148 235H150V234H148ZM255 235L257 237L262 238L261 235L260 236H258L257 234H255ZM255 235L253 236V240H254ZM132 236H131V238L133 239ZM153 236H155V235H153ZM235 236L233 237L231 235L229 237V239H227L228 238L227 236L223 237L222 235H220V238L218 239L217 242L213 243L214 245L212 247H210V245H207V247L209 246V251L213 253V252H215L214 251V246H217V247L219 246L221 249H220V251L216 255L219 258H221V259H228V256H230L231 253H233L232 248L235 247L237 249V247H236L237 244L235 242H233L234 239H235ZM113 237H114V235H113ZM126 237H124V238H126ZM131 238L130 239H127V240L130 241ZM134 238H136V235H135ZM140 238H143V237H140ZM152 238H149L148 239V242L149 243L152 242ZM111 240H114V238L111 239ZM140 240H142V239H140ZM168 240H170V239H168ZM247 240L250 242L249 238ZM121 241L122 240L120 239V242ZM128 241H126L127 242V245L129 243L131 245V242L128 243ZM137 241H138V239H137ZM144 241H146V239ZM133 242H134V239H133ZM146 242H144V243H146ZM173 242H174V240H173ZM140 243H142V242H140ZM149 243H146V245L149 244ZM166 243H168V245H169V242H166ZM118 244H119V242L117 243V245ZM121 244H122V242H121ZM134 244H136V243H134ZM170 244H172V242ZM243 244H246L247 245L248 242H245ZM139 245L140 244H138V246ZM149 245L151 246V244H149ZM255 245H257V244L255 243ZM140 246H142V245H140ZM150 246H148V247L150 248ZM144 247H146V246H144ZM205 247H206V245H204L202 248H205ZM2 250H4L3 247H2ZM205 250H206L205 252L207 253L208 248H206ZM246 250H247V248H246ZM226 251H229V255L228 254L226 255ZM130 252H134V251L131 250ZM135 252H136V250H135ZM18 253L27 254L28 255L27 258L29 260H27V261H25L23 263H16L15 261H12V259L15 258ZM184 253L181 252V257L182 256L183 257L186 256V253L187 252H184ZM208 254H210V253H208ZM262 260H264V259H262ZM10 261H12V262H10ZM227 262H229V261H227Z\"/></svg>",
  "mask_w": 264,
  "mask_h": 264
}]
</instances>
